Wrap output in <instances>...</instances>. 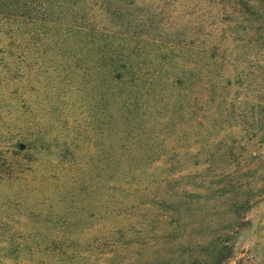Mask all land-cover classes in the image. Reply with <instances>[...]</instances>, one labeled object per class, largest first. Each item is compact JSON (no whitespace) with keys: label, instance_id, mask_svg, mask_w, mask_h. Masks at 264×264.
Returning a JSON list of instances; mask_svg holds the SVG:
<instances>
[{"label":"rangeland","instance_id":"1","mask_svg":"<svg viewBox=\"0 0 264 264\" xmlns=\"http://www.w3.org/2000/svg\"><path fill=\"white\" fill-rule=\"evenodd\" d=\"M242 1L138 0L142 68L166 56L194 75L176 115L157 116L122 214L129 183L77 121L83 83L0 16V264H211L226 233L220 264H264V4Z\"/></svg>","mask_w":264,"mask_h":264},{"label":"trees","instance_id":"2","mask_svg":"<svg viewBox=\"0 0 264 264\" xmlns=\"http://www.w3.org/2000/svg\"><path fill=\"white\" fill-rule=\"evenodd\" d=\"M249 1L240 4L249 8ZM141 9L148 12V6L138 0H0V16L20 23L25 51L47 52L62 67V77H77L83 83V103L75 105L82 110L77 121L83 119L90 128L101 130L106 159L114 162L118 183H129L123 186L121 214L131 206L132 181L143 180V169L153 159L150 134L154 126L162 132L157 116L162 111L176 115L181 87L190 86L192 92L194 75L166 56L155 58L156 68H142L151 58L138 51L145 47L138 43L142 37L137 29L146 27ZM253 20L257 27L264 21L259 14ZM165 66L172 70L167 72ZM230 238L226 233L211 247V264L222 263L232 253L233 244L226 242ZM58 239L52 242L60 248L69 243L64 235Z\"/></svg>","mask_w":264,"mask_h":264},{"label":"water","instance_id":"3","mask_svg":"<svg viewBox=\"0 0 264 264\" xmlns=\"http://www.w3.org/2000/svg\"><path fill=\"white\" fill-rule=\"evenodd\" d=\"M23 147V146H22Z\"/></svg>","mask_w":264,"mask_h":264}]
</instances>
